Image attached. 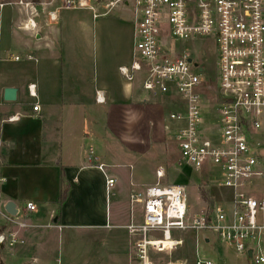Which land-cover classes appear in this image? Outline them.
<instances>
[{"label": "built area", "instance_id": "1", "mask_svg": "<svg viewBox=\"0 0 264 264\" xmlns=\"http://www.w3.org/2000/svg\"><path fill=\"white\" fill-rule=\"evenodd\" d=\"M105 3L107 11L120 5L133 17L134 60L119 69L120 75L131 82L141 74L142 89L174 109L167 113L165 129L176 143L180 165L210 180L218 191V200L209 198L196 213L185 185L156 183L131 194L130 203L140 205L141 217L123 227L131 247L129 264H187L173 257L182 234L191 236V264H216L202 252L199 240L211 249L220 243L250 264H264V189L259 188L264 185V0ZM5 6L1 1L0 11ZM84 8L92 9L84 0H65L60 9ZM49 19L55 20V14ZM28 25L36 28L31 19ZM201 41L213 47L212 79L192 58L194 44ZM29 92L34 95L32 87ZM96 102H103L98 93ZM38 110L33 106L32 111ZM17 120L14 116L1 123ZM163 177L158 169L156 178ZM5 182L0 173V246L14 248L23 243L18 232L29 226L19 211L11 216L4 210ZM114 184V179L106 180L109 189ZM34 210L32 203L25 204V212Z\"/></svg>", "mask_w": 264, "mask_h": 264}, {"label": "crops", "instance_id": "2", "mask_svg": "<svg viewBox=\"0 0 264 264\" xmlns=\"http://www.w3.org/2000/svg\"><path fill=\"white\" fill-rule=\"evenodd\" d=\"M85 1L92 9L81 10L91 12L92 26L98 22L102 54L98 86L91 78L93 57L84 43L83 29L73 35V24L68 45H64L62 29L55 27L57 12L49 10L41 17L24 0L6 2L0 11V173L6 179L2 196L5 203L17 205L19 217L29 226L18 232L22 244L0 246V264H92L89 249L96 245L106 254L126 253L128 264L132 257L129 241L125 250L112 232L127 224L109 225L106 208L97 210L91 199L103 190L110 192L107 179H117L126 131L146 135L142 141L129 140L131 151L139 144L143 147L146 138L148 142L150 129L168 134L165 101L142 95V76L135 74L127 82L119 73L134 60L131 12L120 6L128 17L122 20L102 4ZM6 8L9 11L3 19ZM50 13L55 20L49 19ZM28 19L35 29L29 27ZM127 32L132 50L126 52L122 39ZM6 89L15 90L14 100L4 99ZM97 93L103 102H96ZM36 104L38 112L32 111ZM14 116L16 122L1 123ZM64 184L67 197L59 204ZM26 203H32L35 210L25 212ZM69 242V255H58L59 248Z\"/></svg>", "mask_w": 264, "mask_h": 264}, {"label": "rangeland", "instance_id": "3", "mask_svg": "<svg viewBox=\"0 0 264 264\" xmlns=\"http://www.w3.org/2000/svg\"><path fill=\"white\" fill-rule=\"evenodd\" d=\"M0 1L13 2L17 0ZM24 1L32 3L40 13L41 17H44V15L49 10H52V12H57L58 20L55 23V27L62 29L64 45H68L67 37L69 36V29L74 28L72 27L73 24L75 25V31H71V34L75 35L77 33L76 31L83 29V35H86L84 43L86 44L89 53L93 57L91 58L93 65L90 70L91 78L93 80V83L98 86L100 84V70H102L100 66V59L102 57V54L96 32L98 25L96 23L98 22H93L92 26L91 12L81 9L74 11L61 10V2L63 0H56L53 5H51V2L53 0ZM88 1H90L92 4L97 3L98 5L102 4L103 6L106 4L105 0ZM7 11H9V9H4L3 19L5 18V12ZM110 15H114V18L116 17L122 20L128 19V17L126 16L127 14L121 11L120 5H117L116 7L111 9ZM73 20H75L76 22L82 21L85 24L78 26V24ZM68 23L71 24L68 25ZM184 46L186 49H189V43H184ZM122 47L126 49V52L127 49H130V51L132 50V39L129 32L125 33V35L123 36ZM194 47H196L197 50L195 51V53H192V58L194 60L195 58H197V61H200L204 65L205 75L209 79L214 78L215 56L212 51V45L208 41H201L200 43L194 44ZM139 76H141V74H138V77ZM141 91L142 95H144L145 97H148V95L151 96L150 93L142 89ZM164 105L165 116L167 117V113L174 111V109L169 106L167 101L164 102ZM208 115L211 114L208 112ZM144 136L146 135H141L140 133L135 134L134 136V134H132L130 130L124 133L123 145L125 151L123 155V162L121 164H118V169L115 171V177H117L116 180L114 179L115 184L111 188L110 192H106L103 190L101 191V194L99 192L91 199L97 210L106 208L105 211L108 213V216L110 218V221H108L109 225L117 224L116 221H118L119 224L122 225L128 224L130 218L131 221L139 220L141 217L140 205L130 204L129 197L131 194L141 192L147 186L154 185L156 183H159L161 185H185L188 194V201L191 205V210L193 213L198 212L200 209L206 208V201H208L209 198L212 201L218 200L216 197L218 195V191L214 190L213 186L210 184V180L204 177H198L197 174L184 169V167L180 165V154L176 147V143H174V140L172 139V136L170 134L164 133L160 130V128L156 132H154L153 130L151 131L150 129V138L148 139V142H146L147 138L144 140L145 144L143 145V147H141L142 144H139L135 146L137 147L136 149H132V151L129 150L128 146H130L131 143H134L131 140H135L136 138L139 140L141 139L140 141H142ZM129 140L131 141V143H129ZM158 169H162L164 173V177L160 180L156 178V171ZM130 184H132L131 187ZM259 186V188L264 189L263 184H260ZM209 189H213V194H209ZM212 201H210V203ZM93 209L95 208L93 207ZM116 213L118 214V217H116ZM112 232L118 235V239L121 240L120 246L126 250V245H128L129 241L127 231L124 229H118L112 230ZM182 238V246L178 248L176 254H173V257L183 259L187 264H191V236L190 234H182ZM71 245V242H69V246L68 243H65L63 248H59L58 255H69L68 251L70 250ZM199 247L203 248L202 252L206 253L211 260L216 262V264H250L249 262L237 258L232 250L226 248L220 243H216L215 247L211 249L210 247H204L202 241L199 240ZM115 248L117 249V247ZM115 248L113 249V251H115ZM100 250L102 252H100ZM89 253L91 255L92 264H128V256L124 252H121V254L119 255H116L115 253L106 254L105 251H103V249L99 247V245H96L95 247L89 249ZM162 255L164 257H167V254L165 253Z\"/></svg>", "mask_w": 264, "mask_h": 264}, {"label": "water", "instance_id": "4", "mask_svg": "<svg viewBox=\"0 0 264 264\" xmlns=\"http://www.w3.org/2000/svg\"><path fill=\"white\" fill-rule=\"evenodd\" d=\"M15 98V90L13 89H6L4 91V99L6 101H12ZM4 210L11 216H15L18 212L17 205L13 203L12 201H8L4 204ZM249 256L251 253L249 252Z\"/></svg>", "mask_w": 264, "mask_h": 264}, {"label": "trees", "instance_id": "5", "mask_svg": "<svg viewBox=\"0 0 264 264\" xmlns=\"http://www.w3.org/2000/svg\"><path fill=\"white\" fill-rule=\"evenodd\" d=\"M67 192H68V186L64 184V189L59 197V204H62L65 201L67 197Z\"/></svg>", "mask_w": 264, "mask_h": 264}]
</instances>
